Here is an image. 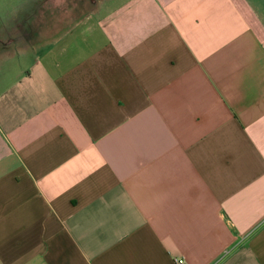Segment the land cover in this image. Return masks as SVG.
Wrapping results in <instances>:
<instances>
[{"label":"crops","instance_id":"crops-1","mask_svg":"<svg viewBox=\"0 0 264 264\" xmlns=\"http://www.w3.org/2000/svg\"><path fill=\"white\" fill-rule=\"evenodd\" d=\"M105 1L0 30V264H264V0Z\"/></svg>","mask_w":264,"mask_h":264},{"label":"rangeland","instance_id":"rangeland-1","mask_svg":"<svg viewBox=\"0 0 264 264\" xmlns=\"http://www.w3.org/2000/svg\"><path fill=\"white\" fill-rule=\"evenodd\" d=\"M33 1L34 0H0V30H2L3 27H5L6 25H9L10 23L12 22L14 23L15 20L17 19L21 20L23 18L24 12L32 8ZM42 1L44 0H41V5L43 3ZM101 1L102 0H83L82 6H84V8L82 12L83 13L85 12L84 14H87V12L92 11V9ZM120 2H122V0H106L105 4L114 6L115 4L120 3ZM80 3H81L80 0L69 1L68 6L70 7L71 15H72L71 20L73 21L77 19L76 17L80 9L79 8V6L81 5ZM56 16L59 20L64 21L65 13H63L57 8ZM66 18H67V15H66ZM29 53H32V52H29ZM0 67L14 69L17 66H16L15 60L9 58V59L2 60L0 63Z\"/></svg>","mask_w":264,"mask_h":264},{"label":"flooded vegetation","instance_id":"flooded-vegetation-1","mask_svg":"<svg viewBox=\"0 0 264 264\" xmlns=\"http://www.w3.org/2000/svg\"><path fill=\"white\" fill-rule=\"evenodd\" d=\"M69 1H71V0H46V2H47V4L46 5H48V7H54V5L56 4V3H58V7H60L61 9L62 8H64V7H67V5H69ZM80 6H79V12H81L82 10H83V8H84V6H82V3H83V0H80Z\"/></svg>","mask_w":264,"mask_h":264},{"label":"built area","instance_id":"built-area-1","mask_svg":"<svg viewBox=\"0 0 264 264\" xmlns=\"http://www.w3.org/2000/svg\"><path fill=\"white\" fill-rule=\"evenodd\" d=\"M177 264H185V260L183 258H179L176 260Z\"/></svg>","mask_w":264,"mask_h":264}]
</instances>
